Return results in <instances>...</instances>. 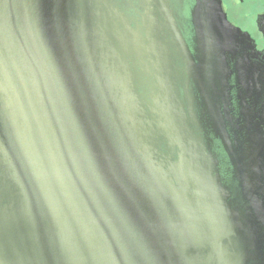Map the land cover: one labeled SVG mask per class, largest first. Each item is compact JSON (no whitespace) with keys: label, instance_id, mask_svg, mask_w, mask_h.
<instances>
[{"label":"water","instance_id":"95a60500","mask_svg":"<svg viewBox=\"0 0 264 264\" xmlns=\"http://www.w3.org/2000/svg\"><path fill=\"white\" fill-rule=\"evenodd\" d=\"M60 2L0 0V260L248 264L221 182L179 134V162L155 159L122 55Z\"/></svg>","mask_w":264,"mask_h":264},{"label":"flooded vegetation","instance_id":"af4514ba","mask_svg":"<svg viewBox=\"0 0 264 264\" xmlns=\"http://www.w3.org/2000/svg\"><path fill=\"white\" fill-rule=\"evenodd\" d=\"M60 4L67 17L71 5V17L93 35L100 56L109 52L108 41L122 55L140 102L139 119L152 131L155 159L166 167L179 162L177 137L197 151L242 224L238 248L248 264H264V2ZM172 22L188 46L190 63L174 39ZM10 28L5 37L14 39L15 49L20 31L14 24Z\"/></svg>","mask_w":264,"mask_h":264},{"label":"snow or ice","instance_id":"6c2138e0","mask_svg":"<svg viewBox=\"0 0 264 264\" xmlns=\"http://www.w3.org/2000/svg\"><path fill=\"white\" fill-rule=\"evenodd\" d=\"M262 2H264V0H262ZM0 264H4V262L2 260H0Z\"/></svg>","mask_w":264,"mask_h":264}]
</instances>
